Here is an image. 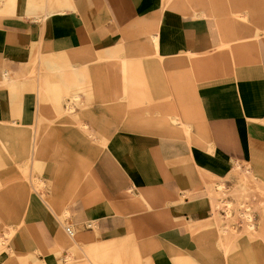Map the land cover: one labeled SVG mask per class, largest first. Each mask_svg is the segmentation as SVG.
<instances>
[{"label":"crops","instance_id":"obj_1","mask_svg":"<svg viewBox=\"0 0 264 264\" xmlns=\"http://www.w3.org/2000/svg\"><path fill=\"white\" fill-rule=\"evenodd\" d=\"M58 1L59 9L28 6V0L0 5L13 8L0 14V129L15 124L34 130L31 140L25 136L21 141L14 135L17 127L0 130V171L18 167L21 159L16 152L22 148L25 163L31 161L34 169L43 172L51 134L46 129L54 123V115L61 122L59 132L71 128L88 152L94 148L89 145L96 143L95 153L89 155L84 169L79 158H65L61 175L53 169L44 177L43 193H36L30 180L2 186L5 177H0V234L17 225L19 230L14 244L12 237L8 250L0 251V264H66L73 245L87 247L97 258L105 256L107 264L129 257H137L139 264H145V257L149 264H240L238 257L231 259L225 252L223 260L208 253L217 241L212 210L204 198L192 200L191 195L203 187L200 169L225 177L240 162L245 176L257 174L264 180V33L259 37L261 62L240 68L239 77L233 76L224 56L195 55L193 69L190 54L220 46L226 39V24L237 28L233 42L256 34L260 28L246 22L264 23L258 0H229L249 8L242 13L248 20L242 21L228 14L225 0H202L196 11L204 10L207 16H194L184 7L187 0H72L65 12L70 2ZM35 54L48 57L45 74L36 84L40 89L43 80L46 83L48 105L38 89L23 93L32 77ZM36 69L39 77L40 59ZM51 71L57 72L55 81L50 79ZM88 75L89 83H84ZM79 92L91 103L94 122L89 126L83 121L86 109L74 114L73 107L83 103ZM225 97L237 102L208 109ZM242 99H253L258 109L245 110ZM45 106L51 119L36 121ZM186 135L193 136L192 145ZM205 136L214 143L212 150ZM82 169L93 179V193L85 186L78 189ZM72 172L75 180L68 186ZM57 179L63 180L61 189L53 187ZM232 180L226 182L230 185ZM139 195L149 206L154 200L158 210L137 205ZM23 201L25 222L21 218L15 222L17 206ZM67 208L71 216L61 220L60 211L66 213ZM98 214L96 223H90ZM65 224L76 229L81 244L66 233ZM199 232L206 235L202 242ZM128 233L131 238L126 239ZM244 236L234 250L246 238H264V230L255 239ZM39 246L44 253L30 255Z\"/></svg>","mask_w":264,"mask_h":264},{"label":"rangeland","instance_id":"obj_2","mask_svg":"<svg viewBox=\"0 0 264 264\" xmlns=\"http://www.w3.org/2000/svg\"><path fill=\"white\" fill-rule=\"evenodd\" d=\"M8 3V0H0V5L4 4V2ZM67 4H70L68 6L64 7V11H66L67 8H70L71 6V2L72 0H64ZM59 2L58 0H48L47 3H42L40 2V0H28V6H34V7H39L44 9L47 5H49L50 9H59L57 6H55V4ZM166 2V0H165ZM164 2V4H165ZM202 0H187V1H183L184 7L188 10H191L194 12V16H207L208 14L203 10V11H196L198 10V6L201 5ZM250 1H247V3H249ZM252 3V2H251ZM259 7L264 9V0H258ZM225 7L227 8L226 10H229L227 12H229L228 14L233 16L235 19L238 18L239 20H248L247 19V15L242 14L245 11L249 10V8L247 6H242L241 5H236L235 3L229 1V0H225ZM164 7V6H163ZM12 6L11 5H7L5 8L2 6L0 7V14H4V13H9L12 10ZM62 9V8H61ZM213 14V12H211ZM233 13H239L240 16H236V14H232ZM264 15V12H263ZM264 20V17L263 19ZM247 25H253L256 28H260L259 30H257L256 34H254L253 36H251L250 38L247 39H243L240 41H235L233 42V39L231 38V36L233 35V33L237 32V28L235 26H232L231 24H226V32H225V36L226 39L224 38L223 43L218 46L213 48L212 50H209L207 52H202V53H192L190 54V64L192 66V68L194 69L195 67V61L193 60V56L195 55H207L209 56H215L216 58H218L219 56H224L228 59V64L230 69L233 72V76L239 77V69L240 68H245L247 66H249L250 64H256L261 62V56L259 55V37L262 35V32L264 33V23H258L255 22L254 19H252L250 22H246ZM244 41V42H243ZM246 41V42H245ZM247 42H251V43H257V46H252V47H248L246 45H244V43ZM224 43L229 44V47H225L223 48L222 45ZM192 58V59H191ZM39 59H40V75L39 77H36V68L37 65H39ZM48 59L47 56L45 55H40L39 54H35L31 60V62H33L32 65H30L31 67H33V70L30 71L31 74V78L26 80L25 85L23 86V93L25 91L28 90V88L31 91H36L37 92V81L40 80V77L43 76L45 74V60ZM30 62V63H31ZM84 68V67H83ZM50 73H53L54 76L53 78H50L52 81L56 80V71H51ZM232 76V78H233ZM194 77V81L196 82V77L193 75ZM89 78L90 75H88L87 79L84 81V83H89ZM31 80V81H30ZM43 84L42 87L40 89H38L39 91H41V97L43 99H45V103L48 105L49 99H50V95L47 94L44 91V88H47V85H45L46 83H44L43 80ZM83 84V83H82ZM22 93V94H23ZM22 94L19 97L18 100H20L22 98ZM79 98L83 101L82 102L79 101L78 104H76L73 108H74V114L78 115L81 114V110L86 109V113L84 114L83 117V121L86 123V125H91L94 122V119L92 118V107H91V103L85 101L80 92H79ZM39 99V97H38ZM135 100L137 98H134ZM197 101L198 103H200V100L198 98H194V101ZM243 101V105L245 106V110H249V109H253L255 110L256 108L258 109V103L254 102L253 99H242ZM237 101L234 100L233 98H223L221 99L219 102H214L213 104L208 106V109L210 111H214V110H218L219 109V105H222L223 103H225L226 105H229L231 103V105H234V103H236ZM130 105H137V102H130ZM178 106L180 107L179 103ZM38 107V106H37ZM50 111L48 110V107H44L43 108V112H41V117H39V115L37 114V120H39V118H44L47 121L51 118H49L47 116V113H49ZM37 113H38V108H37ZM55 118L54 119V123H52V125H50L49 128L46 129L47 133H51L49 135V138L47 140V158L46 160H43V172L39 173L36 169H34V167L31 165V161H28V163H25V159L22 156V148L18 149L16 152V155L19 159L18 161V167L17 168H13V169H3L0 171V177L4 178L7 176H16L20 179V181H25L26 183L30 180V182L32 183L33 186V190L36 193H43V189L46 186V182L44 180V177L48 175L49 172H51L53 169L54 171L58 174H62V162L64 161V159L66 158H70V159H74V158H79L81 165L84 169V165L87 164L86 161L87 158L89 157V155L94 154V148L96 147V143L93 142V145H89L90 147H94L92 150L88 149L89 152L86 150L87 146H85L83 143H80V141L78 142L74 136H73V130L71 128H68L64 131L59 132L58 131V125H61V122L58 120V117L54 115ZM9 120V119H8ZM45 120V121H46ZM68 125V124H67ZM10 126H14L17 127V132L14 134L15 137L17 138V140L21 141L23 138H25V136L27 137V139H32V133L34 132L33 128H31V126H28V129H22V128H18L19 126L15 124H8L6 125L4 128L0 129V130H6V127H10ZM183 131V129H182ZM192 131V129H191ZM47 135V136H48ZM191 135L192 134L191 132ZM1 136H4V134H2ZM210 136V135H209ZM209 136H205L206 138ZM185 137H187V142L189 143V145H192L193 143V136H189L186 135ZM208 139V138H207ZM191 140V141H190ZM209 140V150H212L214 148V143L212 142L211 139ZM49 141V142H48ZM134 146L138 147L136 145V142L134 140H129ZM24 142V140H23ZM86 148V149H85ZM121 152V151H119ZM90 153V154H88ZM100 155V154H99ZM98 155V156H99ZM95 156V155H94ZM142 156V155H141ZM143 157V156H142ZM184 162V160L182 161ZM238 164V165H237ZM240 162H237L234 164L231 172L225 176V177H220L217 176L215 174H212L206 170L200 169V174H201V179L203 182V187L201 190L195 191L193 192V194L191 195L192 200L195 199H200V198H204L205 201H207L209 203V206L211 208V212H212V216H211V223L214 222L212 225L214 227V231H216V236L215 239L217 240L216 243L212 246V248L210 247L208 250V253L211 254H215V255H220L219 257L215 258H220L223 260V252H225L227 249H229L228 253L225 252V254L227 256L230 255V258H239V263L240 264H264V238H260L257 239L256 241H250L247 238L242 244L238 243V247L236 248V250H234V245L237 243V241H239L240 239H242L243 237H245L244 235L246 234L244 232V230L246 232H250L252 233L251 235H246L248 238L255 239L257 237L260 236V234L263 232L264 230V220L262 217V211H264V180L261 179V177L259 175H251V176H245L242 172V169L240 168ZM248 164V163H246ZM251 167V166H249ZM84 176L81 179L80 176L78 175V189L79 188H83L85 186V189L89 192H92V190H94V182L93 179L89 178V172L86 171L87 169L83 170ZM252 169V168H251ZM5 170V171H4ZM254 171V170H253ZM255 172V171H254ZM76 173V172H75ZM75 173L72 172L71 177L69 179V183L68 186L71 185L73 183V181L75 180ZM78 173V172H77ZM79 174V173H78ZM18 179V180H19ZM232 180V183L229 185L228 182H226L227 180ZM13 182V181H10ZM10 182H8L7 184H9ZM5 183L2 184V186L7 185ZM57 185H59L60 189L63 186V180H56L53 183V187L55 188ZM33 191V193H34ZM190 193V192H189ZM187 193V194H189ZM35 194V193H34ZM187 194H185V198L187 196ZM210 195L213 197H216V200L212 203V198H210ZM36 196V195H35ZM52 196V195H50ZM46 196L43 197V195L40 194V198H44L45 201H47V198H45ZM184 197H182L181 201H185ZM36 198L39 200V198L36 196ZM70 201V199H69ZM68 201V203H69ZM136 204L139 206H144L146 208L149 209H153L155 211L158 210V206L156 203L153 204L154 200H152V204L151 206H149L148 204H146L143 200L141 201V195L137 196L136 199ZM26 210H27V205L25 203V201L21 202L20 204H18L17 206V215L13 217V219L15 220V222H19L20 218L24 220L25 222V214H26ZM57 215L59 214V211H54ZM59 215L61 217V220H64L65 217H70L71 214L67 208V212L64 213L62 211H60ZM117 214V213H116ZM244 214V215H243ZM3 215V216H2ZM1 216L3 217V219L5 220V223L8 224L9 222V218L8 215L6 214H2ZM129 213L126 214V216L129 217ZM100 216V214L95 215L92 218V222L96 223V220L98 219V217ZM246 216H249V218L247 217V219L245 218ZM245 218V219H244ZM208 220V219H207ZM263 220V221H262ZM206 221V220H205ZM210 222V221H209ZM22 224V223H21ZM251 224V225H250ZM17 225V224H16ZM248 225V226H247ZM254 227L252 230L250 229V227ZM127 229V228H126ZM248 229V230H246ZM18 225L17 228L15 230H11L10 232L6 233V232H2L3 234H0V251L3 250H8L7 246L10 243L12 237H13V244H14V240L16 238V235L18 233ZM194 232V231H193ZM77 231L75 229V240L77 245H79V243L81 244V241H79L78 235L76 236ZM129 234V233H128ZM139 234V233H138ZM215 234V232H214ZM142 233L140 235H138V237H141ZM231 236V238H230ZM130 234L128 236H126V239H129ZM206 238V235H204V232H199V240L200 242H202L204 239ZM212 238V237H210ZM229 238V240H228ZM40 240V239H39ZM72 242V241H71ZM41 244V243H40ZM233 244V245H231ZM249 244L250 246L247 248H244L243 246ZM231 246V247H230ZM233 246V247H232ZM42 246H39L38 249H36L37 247H34L30 253V255L37 257L38 254L44 253V249L41 248ZM149 247H147L148 249ZM13 250V246L11 248ZM71 249V248H70ZM234 250V251H233ZM233 251V252H232ZM239 251H242L243 254H239L236 255ZM232 253V254H230ZM91 250H89L87 247H84L81 245V247H78L76 245H73V248L70 251V255L66 258V264H107L105 263L106 261V257H101V258H97L95 257ZM255 255L257 257H246V255ZM74 255H76L75 259ZM71 257V258H70ZM88 259H90V261H88ZM109 259V258H108ZM138 258L134 257L133 259L131 257H129V260L125 261L122 259H115L113 264H139L138 263ZM149 258L145 257V264H149ZM98 260V262H97ZM92 261V262H91ZM32 264H47V263H38V262H34ZM62 264V263H61ZM141 264V263H140ZM143 264V262H142ZM193 264H199V263H193ZM223 264V263H222ZM231 264V263H230Z\"/></svg>","mask_w":264,"mask_h":264},{"label":"bare ground","instance_id":"obj_3","mask_svg":"<svg viewBox=\"0 0 264 264\" xmlns=\"http://www.w3.org/2000/svg\"><path fill=\"white\" fill-rule=\"evenodd\" d=\"M156 42H157V47H158V37L156 36ZM132 61V60H131ZM4 76V75H3ZM3 79H5V78H3ZM28 80V79H27ZM38 82V81H37ZM7 83V82H6ZM16 94V93H15ZM67 95V94H66ZM12 97V96H11ZM13 98V97H12ZM181 120V119H180ZM13 121V120H12ZM182 123V122H181ZM187 124V123H186ZM183 125V124H182ZM244 166V165H243ZM249 166H250V164H247L246 165V167H244L245 168V170H246V172H249L250 170V168H249ZM253 171V170H252ZM249 174H251V173H249ZM19 178L18 177H16L15 175L14 176H9V177H5L2 181H1V185L3 184V183H5V184H7L8 182H10V181H17ZM93 193V192H92ZM210 198H212L213 199V196H211L210 195ZM91 200V199H90ZM91 202V201H90ZM89 202V203H90ZM244 215V214H243ZM247 217L249 218V216H246L245 218L247 219ZM244 218V219H245ZM251 225V224H250ZM248 226V225H247ZM254 227H250V229L252 230ZM246 230H248V229H246ZM249 231V230H248ZM244 232L246 233L245 235H251L252 233H250V232H246L245 230H244ZM230 238H231V236H230ZM228 240H229V238H228ZM231 245H233V244H231ZM235 246V245H234ZM231 247V246H230ZM233 247V246H232ZM235 248V247H234ZM228 251H229V249H227L225 252L226 253H228ZM226 255V254H225ZM227 256V255H226ZM228 257V256H227ZM230 264V263H229Z\"/></svg>","mask_w":264,"mask_h":264},{"label":"built area","instance_id":"obj_4","mask_svg":"<svg viewBox=\"0 0 264 264\" xmlns=\"http://www.w3.org/2000/svg\"><path fill=\"white\" fill-rule=\"evenodd\" d=\"M89 227H92V224H89ZM65 231L66 233L70 236V237H74L75 236V230L74 228L69 225V224H65L64 225Z\"/></svg>","mask_w":264,"mask_h":264}]
</instances>
